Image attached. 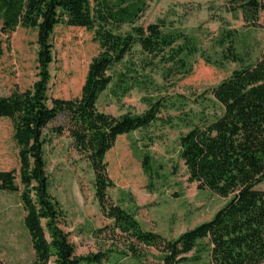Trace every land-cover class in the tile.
I'll return each mask as SVG.
<instances>
[{"label": "trees", "instance_id": "obj_1", "mask_svg": "<svg viewBox=\"0 0 264 264\" xmlns=\"http://www.w3.org/2000/svg\"><path fill=\"white\" fill-rule=\"evenodd\" d=\"M151 1L0 0V36H8L17 27L33 30L38 47L33 86L9 96L0 94V118L12 123L19 161L17 172H0V192L19 197L34 254L32 264H101L115 252L142 262L147 260L146 250L157 254L158 264H183L190 253L206 248L212 264H264V190L258 188L264 183V50L255 63L232 71L204 94L211 96L219 114L208 117L203 110L196 122L185 119L188 132L179 138L178 154L188 181L226 200L209 221L168 240L143 230L107 194L113 183L104 159L116 139L148 130L162 121L159 115L168 108L163 85L153 76L173 87L190 74L186 57L197 52L189 37L166 31L164 21L136 25ZM233 2L243 21L251 25L264 9L261 0ZM59 25L93 32L99 48L88 65L79 97L72 100L49 95L51 36ZM125 26L128 31L121 33ZM136 48L138 61H134ZM223 60L242 63L230 45ZM117 67L121 70L114 73ZM134 88L148 95L143 98L144 113L114 117L97 109L103 92L118 96ZM59 116L65 117L66 132L93 173L95 199L103 217L112 223L109 234L122 249L111 243L102 253L78 257L60 227L63 212L48 192L43 152V131ZM142 168L149 173L148 155L142 159Z\"/></svg>", "mask_w": 264, "mask_h": 264}, {"label": "rangeland", "instance_id": "obj_2", "mask_svg": "<svg viewBox=\"0 0 264 264\" xmlns=\"http://www.w3.org/2000/svg\"><path fill=\"white\" fill-rule=\"evenodd\" d=\"M261 3L264 8V0ZM158 21H164L166 31L184 34L193 41L197 52L186 57L191 72L173 87L163 84L158 75L153 76L157 84L163 85L162 96L168 102V108L159 115L162 121L146 131L118 137L104 161L113 183L107 191L112 203L132 214L143 230L171 240L209 221L226 202L188 181L179 159L178 141L188 132L187 117L196 122L195 117L203 110L208 117L220 113L211 96L204 94L232 71L255 63L261 56L264 9L258 21L251 25L243 21L233 0H152L136 25L146 27ZM127 31L126 26L121 29V33ZM0 39V94L9 96L30 89L38 75L36 32L17 27ZM93 39V32L86 29L63 25L54 28L51 97L62 100L79 97L88 65L99 52ZM228 45L242 59L241 64L223 60ZM138 50L135 49L134 61L141 57ZM120 70L117 67L114 73ZM147 96L138 88L118 96L105 91L99 96L97 109L114 117L127 113L140 115L147 110L143 102ZM58 129H62L61 134L54 132ZM12 135V123L0 118V172L19 169L18 150ZM43 139L48 192L61 207L60 227L74 246L75 255L102 253L111 243L122 249L118 240L109 234L112 223L103 217L95 199L93 173L85 158L75 150L66 132L64 116L48 125ZM144 155L149 157L148 174L142 168ZM258 188L264 190V183ZM23 217L18 195L0 192L1 264L34 261ZM146 252L147 260L142 262L115 252L101 264H158L157 254L153 250ZM187 258L189 261L183 264H212L208 248L192 252Z\"/></svg>", "mask_w": 264, "mask_h": 264}]
</instances>
